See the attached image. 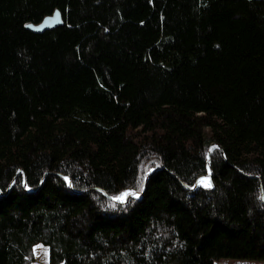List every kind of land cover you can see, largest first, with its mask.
Here are the masks:
<instances>
[{
  "label": "trees",
  "instance_id": "16d2710c",
  "mask_svg": "<svg viewBox=\"0 0 264 264\" xmlns=\"http://www.w3.org/2000/svg\"><path fill=\"white\" fill-rule=\"evenodd\" d=\"M37 244L264 261V0H0V264Z\"/></svg>",
  "mask_w": 264,
  "mask_h": 264
},
{
  "label": "rangeland",
  "instance_id": "374dc122",
  "mask_svg": "<svg viewBox=\"0 0 264 264\" xmlns=\"http://www.w3.org/2000/svg\"><path fill=\"white\" fill-rule=\"evenodd\" d=\"M134 195H135L134 191H127L117 199L119 200V203H126L129 200V198ZM33 255H34L33 264H49L50 252H49V248L46 245L37 244L36 246H34ZM216 264H264V261L221 259L217 261Z\"/></svg>",
  "mask_w": 264,
  "mask_h": 264
},
{
  "label": "water",
  "instance_id": "95a60500",
  "mask_svg": "<svg viewBox=\"0 0 264 264\" xmlns=\"http://www.w3.org/2000/svg\"><path fill=\"white\" fill-rule=\"evenodd\" d=\"M62 25H63V19L61 12L59 10H56L53 15L46 17L41 23L36 25L34 24L28 25L27 29L34 34H44L45 32L59 28ZM211 178H212V174L210 172L207 176L200 178L197 181V185L198 186L202 185L200 182L202 179L210 180ZM114 201L119 202L118 199H115Z\"/></svg>",
  "mask_w": 264,
  "mask_h": 264
},
{
  "label": "snow or ice",
  "instance_id": "6c2138e0",
  "mask_svg": "<svg viewBox=\"0 0 264 264\" xmlns=\"http://www.w3.org/2000/svg\"><path fill=\"white\" fill-rule=\"evenodd\" d=\"M201 183L205 186V187H212L211 181L210 180H202Z\"/></svg>",
  "mask_w": 264,
  "mask_h": 264
},
{
  "label": "bare ground",
  "instance_id": "6f19581e",
  "mask_svg": "<svg viewBox=\"0 0 264 264\" xmlns=\"http://www.w3.org/2000/svg\"><path fill=\"white\" fill-rule=\"evenodd\" d=\"M206 180V179H205Z\"/></svg>",
  "mask_w": 264,
  "mask_h": 264
}]
</instances>
